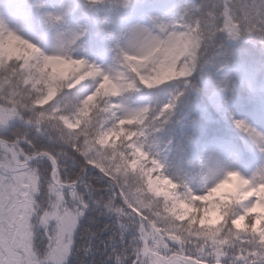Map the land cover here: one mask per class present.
<instances>
[{"label": "snow or ice", "instance_id": "6c2138e0", "mask_svg": "<svg viewBox=\"0 0 264 264\" xmlns=\"http://www.w3.org/2000/svg\"><path fill=\"white\" fill-rule=\"evenodd\" d=\"M250 37L264 0H0V264H264V127L227 109L264 100V59L223 52ZM202 90L238 140L166 136Z\"/></svg>", "mask_w": 264, "mask_h": 264}, {"label": "trees", "instance_id": "16d2710c", "mask_svg": "<svg viewBox=\"0 0 264 264\" xmlns=\"http://www.w3.org/2000/svg\"><path fill=\"white\" fill-rule=\"evenodd\" d=\"M254 38H248L240 40L239 42H225L223 52L228 60L231 61H244L251 57L257 58L258 60L264 59V56L260 54V45L253 42ZM165 93L161 92V99H163ZM153 98V97H150ZM248 100V99H247ZM200 107L197 108L195 105L183 110L178 113L177 119L181 121L184 117H188V121H194V127L192 129L193 135L197 142H203L213 137H232L235 136L238 140V133L236 129L231 125L230 120L224 119L214 108L208 105V100L203 90L201 91L199 99ZM247 107L251 105L246 102ZM208 106V111L211 114V119H207L205 114L202 112V108ZM244 108L235 109L232 114L237 118L243 117ZM179 124V123H178ZM178 124L173 126L169 131L166 132L168 138L176 137L180 138V130ZM83 255V253H81Z\"/></svg>", "mask_w": 264, "mask_h": 264}, {"label": "clouds", "instance_id": "9594fccd", "mask_svg": "<svg viewBox=\"0 0 264 264\" xmlns=\"http://www.w3.org/2000/svg\"><path fill=\"white\" fill-rule=\"evenodd\" d=\"M38 2L39 0H32L34 5ZM33 27L38 28L41 43L52 53L46 62L49 72L54 76H62L69 69L75 71L79 67L74 62L59 58V55L63 54L64 50H68V54L74 56L79 44V41L73 39L71 33L65 27L58 25L54 28H49L38 10L33 20ZM203 158L204 154L192 155L190 161L193 168L197 167Z\"/></svg>", "mask_w": 264, "mask_h": 264}, {"label": "rangeland", "instance_id": "374dc122", "mask_svg": "<svg viewBox=\"0 0 264 264\" xmlns=\"http://www.w3.org/2000/svg\"><path fill=\"white\" fill-rule=\"evenodd\" d=\"M253 61H259L257 58L251 57L249 59H246L241 62H253ZM252 101L253 105V111L247 115L245 119L249 121V123L253 124L256 127H264V121H262L261 117L264 116V100H262L259 96H252L247 91H241L238 93L236 99L233 102L228 103L227 109L229 112L232 113L233 110L239 109L242 107L246 100ZM187 118H185L180 123V129L181 124H186ZM233 138V137H232ZM232 138H224V139H232Z\"/></svg>", "mask_w": 264, "mask_h": 264}]
</instances>
